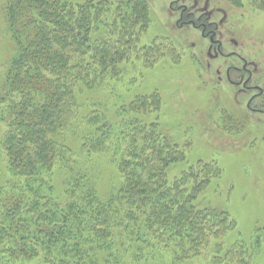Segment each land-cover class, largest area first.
<instances>
[{"label":"rangeland","instance_id":"obj_1","mask_svg":"<svg viewBox=\"0 0 264 264\" xmlns=\"http://www.w3.org/2000/svg\"><path fill=\"white\" fill-rule=\"evenodd\" d=\"M12 1L0 0V194L20 196L24 180L13 176L5 146L13 120L10 99L1 101L10 95L4 85L17 52L7 14ZM135 1L69 0L76 13L92 8L94 39L109 41L125 55L93 90L82 91L77 130L58 139L72 150V170L56 168L49 185L64 204L68 190L83 177L100 200H108L124 184L115 161L118 151L136 143L150 147L136 133L145 128L150 136L156 124V136L184 155L166 170L168 183L192 168L199 181L208 171L210 180L194 206L225 213L235 228L199 257L173 262L167 256L139 264H264V113L251 111H264V96L254 100L258 91L237 85L248 79L246 63L253 73L250 87L264 90V0H141L144 18L133 13ZM126 32L131 37L123 38ZM215 40L222 43L224 57L216 55ZM91 115L111 128L108 152L83 151L96 128L85 123ZM194 186L191 181L185 189ZM24 196L29 207L24 211L27 204L22 205L21 216L31 221L34 196ZM1 202L0 196V217Z\"/></svg>","mask_w":264,"mask_h":264},{"label":"trees","instance_id":"obj_2","mask_svg":"<svg viewBox=\"0 0 264 264\" xmlns=\"http://www.w3.org/2000/svg\"><path fill=\"white\" fill-rule=\"evenodd\" d=\"M140 1L129 4L144 18ZM91 9L80 7L76 13L69 0H13L8 5L17 52L4 85L10 95L1 99H10L13 119L5 146L13 176L24 183L20 196L0 194V264H139L167 256L182 262L201 256L235 228L225 213L194 206L210 180L208 171L199 181L192 168L168 183L166 170L184 155L156 136V124L150 136L145 128L136 133L150 147L136 143L118 151L115 161L124 184L116 195L100 200L81 177L68 190L67 202L59 203L48 176L56 168L72 170V150L59 136L77 130L82 91L93 90L125 55L109 41L94 39ZM85 123L96 128L83 151H110L111 128L94 115ZM191 181L195 186L188 191ZM24 192L34 196L31 221L21 216L22 205L27 204L24 211L29 207Z\"/></svg>","mask_w":264,"mask_h":264},{"label":"flooded vegetation","instance_id":"obj_3","mask_svg":"<svg viewBox=\"0 0 264 264\" xmlns=\"http://www.w3.org/2000/svg\"><path fill=\"white\" fill-rule=\"evenodd\" d=\"M209 33H211V32H209ZM232 43L235 45V46H237L238 44H237V42H235L234 40L232 41ZM214 46H216L217 47V51H215L216 52V55H218V56H221V57H224L225 56V54L226 53H224L223 52V45H222V43L220 42V41H218V40H215V41H213V43H212ZM220 71H218V74H220L219 73ZM243 75H248V79H246L245 80V78H242V79H240L239 81H238V83H237V85H239V86H242L243 87V90H247V91H252V90H254V91H258V96L259 97H256L254 100H256V99H258V98H260L261 96H264V90L263 89H261L260 87H258V86H256V87H250V83L252 82V78H253V73L247 68V64L245 63L244 64V68H243ZM220 76V75H219ZM253 100V101H254ZM252 101V102H253ZM252 104L250 103L249 104V106H251ZM251 111H253V112H258V113H260V114H262V113H264V111L263 110H259V109H252Z\"/></svg>","mask_w":264,"mask_h":264}]
</instances>
